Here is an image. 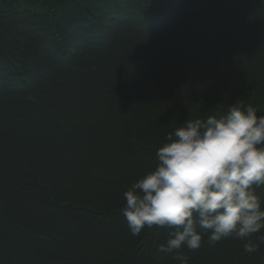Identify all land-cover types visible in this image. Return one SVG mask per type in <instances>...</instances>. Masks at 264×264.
Returning a JSON list of instances; mask_svg holds the SVG:
<instances>
[{
  "label": "trees",
  "instance_id": "16d2710c",
  "mask_svg": "<svg viewBox=\"0 0 264 264\" xmlns=\"http://www.w3.org/2000/svg\"><path fill=\"white\" fill-rule=\"evenodd\" d=\"M234 103L264 115V0H0V264H179L123 193L166 133ZM243 244L179 252L264 264Z\"/></svg>",
  "mask_w": 264,
  "mask_h": 264
},
{
  "label": "clouds",
  "instance_id": "9594fccd",
  "mask_svg": "<svg viewBox=\"0 0 264 264\" xmlns=\"http://www.w3.org/2000/svg\"><path fill=\"white\" fill-rule=\"evenodd\" d=\"M155 164L124 191L122 214L133 236L167 230L161 253L188 264L182 248L198 250L233 238L246 253L264 243V115L254 106L186 119L165 134ZM255 237V239H253Z\"/></svg>",
  "mask_w": 264,
  "mask_h": 264
}]
</instances>
